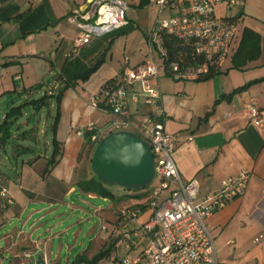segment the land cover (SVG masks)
Listing matches in <instances>:
<instances>
[{
  "label": "crops",
  "instance_id": "obj_1",
  "mask_svg": "<svg viewBox=\"0 0 264 264\" xmlns=\"http://www.w3.org/2000/svg\"><path fill=\"white\" fill-rule=\"evenodd\" d=\"M89 1L0 0V110L6 107L2 121L10 104L38 99L46 94V83L56 84L46 106L38 111L26 106L20 116L33 114L35 120L36 113L48 108L51 122L49 131H44L43 143L32 135L34 128L29 129L27 136L11 130L10 139L5 143L0 141V150L9 155L10 149L13 156L9 173L0 170L4 176L2 184L13 196L11 205L0 208V264H7L9 259L13 260L12 264H27L28 259L35 261L40 252L46 254L50 264L71 263L67 255L74 246L64 243L61 237L67 228L53 230L61 226L56 222L60 218L58 209L67 197L77 192L83 194L75 182L84 169L78 156L85 142L86 125L93 123L106 135L115 118L92 108L90 98L105 82L121 74L125 57L129 66H134L148 56L146 37L156 9L148 3L139 6L141 0H124L128 5L125 26L75 48L77 28L68 21V16L75 9H86ZM216 11L236 22L238 30L232 52L219 72L207 80L177 81L160 67L152 85L161 94L166 130L179 136L173 159L182 181L196 178L199 194L205 195L242 169L250 172L243 195L205 219L217 260L222 264H264V0H245L244 6L236 9L219 4ZM244 29L259 35L261 50L257 59L239 70L232 68V59ZM100 60L98 68L86 80L76 78ZM248 83L251 84L230 99L223 98ZM63 87L57 110L54 95ZM250 102L263 117L259 126L254 125L247 113L246 104ZM27 108H30L28 113ZM156 109H147L140 100L137 104L130 103L129 117L138 121L146 110ZM56 114L54 136L59 155L56 164L44 174L53 152L52 125ZM189 136L192 140H188ZM12 140L16 142L13 144ZM30 140L36 148L24 143ZM124 196L111 200L104 217L99 216V211L106 208L94 209L100 222L112 228L118 209L124 204L142 207L141 198L123 200ZM68 208L75 211L78 207L69 203ZM51 222L55 224L52 226ZM107 234L104 239L95 237L91 241L94 249L99 241L100 248L103 247L109 240ZM258 237L260 240L255 242ZM92 244L76 256L87 258L86 252ZM64 250L66 258L61 256Z\"/></svg>",
  "mask_w": 264,
  "mask_h": 264
},
{
  "label": "built area",
  "instance_id": "obj_2",
  "mask_svg": "<svg viewBox=\"0 0 264 264\" xmlns=\"http://www.w3.org/2000/svg\"><path fill=\"white\" fill-rule=\"evenodd\" d=\"M219 4L236 9L243 7L245 0H149L148 6L156 9V18L146 37L147 58L129 66L125 57L121 74L105 82L90 98L92 108L115 117L107 133L134 131L150 145L155 159L152 184L138 191L128 190L129 195L144 194L146 201L141 203H146L145 207L124 204L118 209L112 228L104 221L100 223V231L109 232L113 238L114 249L95 264H222L217 260L205 219L243 195L250 172L242 169L205 195L199 194L196 178L182 181L173 159L179 136L166 130L161 94L152 85L160 67L174 80L186 81L202 80L211 68L223 66L232 52L238 30L236 22L217 13ZM127 9L124 0H90L86 9L73 10L68 21L77 28L75 48L125 26ZM164 34L178 38L201 62L184 64L172 56L162 41ZM44 87L47 95H53L56 84L48 82ZM140 100L147 109H157L146 110L138 121H133L129 117V105ZM246 109L254 125L259 126L263 117L257 106L250 102ZM85 132L95 144L104 136L93 123L86 125ZM3 178L0 172L1 209L13 203V196L2 184ZM147 206L152 211L149 219L137 224L139 214ZM259 240L260 237L255 238V242ZM44 259L45 264H50L45 253Z\"/></svg>",
  "mask_w": 264,
  "mask_h": 264
},
{
  "label": "trees",
  "instance_id": "obj_3",
  "mask_svg": "<svg viewBox=\"0 0 264 264\" xmlns=\"http://www.w3.org/2000/svg\"><path fill=\"white\" fill-rule=\"evenodd\" d=\"M148 0H141L139 6L143 7L147 5ZM162 41L166 48L168 49V52L172 56H176L182 63L194 65L198 62H201V59L197 57L194 53H192L186 46L181 45V42L178 38L166 35L164 34L162 36ZM260 37L257 33L253 32L250 29H244L242 33V37L239 43V46L233 56L232 59V68L243 70L246 68L247 64L255 60L259 57L260 54ZM101 60L97 63H95L92 67H90L84 74L77 76L76 78H80L82 80H86L100 65ZM219 69L211 68L209 73L202 79L207 80L210 79L214 74L218 73ZM261 81V80H259ZM258 82V81H255ZM251 83H248L242 87H239L238 89H235L233 92H231L228 95H225L223 98L230 99V97L246 88ZM63 88H60L56 95H54L56 99L57 104V110L59 106L60 99L63 94ZM53 95H43L42 97L38 99H32L29 101H25L19 105H11L3 119V121L0 123V141L5 143L7 140L11 137V126L13 122L18 119L23 114V108L26 106H31L35 110H40L42 107L46 106L48 104V101L50 98H52ZM57 124V114L55 118V122L52 125V144H53V152L51 156L48 159L47 166L44 170V174L48 173L50 168L54 166L57 162L58 155H59V144L58 141L55 139V129ZM30 132L24 131V133ZM95 143L91 141L90 134L88 132L85 133V142L83 145V148L81 149L78 161L79 163L84 164V169L82 170V173L77 176V180L75 182L76 187L83 193V194H93L95 196L101 197V198H107L110 200H115V196L110 191L109 187L110 185H106L102 182H100L97 177L91 172L90 169V161H91V154L93 151ZM85 161L88 162V166L85 165ZM128 198H136V199H144L146 198L144 194H133V195H125L122 197L123 200H126ZM121 200V199H120ZM142 205L141 208L145 207L144 203H139ZM114 249V242L113 240H108L107 243L103 245V247L92 257L91 260H88L86 257L82 255H78L75 257V259L70 264H80L82 262H85L87 264H93L99 261L101 258L109 255L112 250Z\"/></svg>",
  "mask_w": 264,
  "mask_h": 264
},
{
  "label": "rangeland",
  "instance_id": "obj_4",
  "mask_svg": "<svg viewBox=\"0 0 264 264\" xmlns=\"http://www.w3.org/2000/svg\"><path fill=\"white\" fill-rule=\"evenodd\" d=\"M156 18V14L153 17V22L155 21ZM38 96H36L37 98ZM9 103V102H8ZM8 103L6 105H8ZM6 110L5 108H2L0 110V123L2 122V118H3V111ZM30 111V108L26 109V112L28 113ZM48 113H50V111L48 110L47 107L43 108L40 112L36 113V119L34 120L32 118L33 114H29L28 116H24V117H19L14 125L12 126V132H14L15 134H18L19 136H23L22 133L25 130H29L30 128H34V133H32V135L34 134V137H36L40 142L43 143L44 141V131H49L50 128V122H51V117L48 116ZM27 121L28 125L22 124V122ZM29 133H25V135L27 136ZM16 142V140H12V143L14 144ZM25 144H29L32 145L34 148H36V145L34 144V142L32 140L30 141H24ZM7 153H9V155H6V153L2 152L0 150V170L5 172V173H9V169L10 167H12V163L10 160L13 161V156L11 155V150H7ZM8 156L10 159H8ZM85 165L88 166V162L85 161ZM110 191L113 193V195L117 196V198L119 196H123V195H128V190L123 189L122 187L119 186H108ZM120 189V190H119ZM119 191L121 192L119 194ZM143 202L146 201V198L142 199ZM64 204H61L59 206V221L56 222H60L61 226L58 227V225L53 228L54 232L59 231V230H63L65 228L67 233L64 232L61 237H62V241H64V243H68L70 245L74 246V249L70 251L69 255H67V253H65L66 251H61V256H65L66 255L70 257V260L72 262V260L74 259V257L79 254V253H84V250H86L90 244H92L91 241H93V239L95 237H99L100 239H104L105 237L108 236L106 231H100L99 226H100V217L99 216H106V212L108 210V206L110 205L111 200L107 199V200H103L101 197L96 196L95 198H89L87 197V195L85 194H80L77 192V194H74L73 196H69L65 199ZM69 203H74L78 208L77 210H72L69 207ZM106 208V210H100L99 212L101 213V215H96L94 213V209L95 208ZM151 209L147 206L146 209H144V211L142 213L139 214L138 217V221L137 224H143L145 223L150 215H151ZM105 213V214H104ZM55 224V222H51V225L53 226ZM59 237V236H57ZM110 241L113 240V238L109 237L108 238ZM100 242V241H99ZM98 242V244L96 245V248L94 249V245L92 244V248H90V250L88 252H86V255L88 256L87 259L91 260L92 257L101 249L100 248V243ZM56 243H58V240L56 241ZM107 243V242H106ZM56 250V249H55ZM56 252V251H55ZM90 254V255H89ZM53 255L51 256L52 259ZM64 262V259H63ZM80 264H87L85 262H82ZM95 264V263H93Z\"/></svg>",
  "mask_w": 264,
  "mask_h": 264
},
{
  "label": "water",
  "instance_id": "obj_5",
  "mask_svg": "<svg viewBox=\"0 0 264 264\" xmlns=\"http://www.w3.org/2000/svg\"><path fill=\"white\" fill-rule=\"evenodd\" d=\"M90 169L106 185L138 191L152 184L155 159L143 138L134 131L123 129L107 133L94 145ZM12 263L11 259L7 261V264ZM27 264H45L44 252L38 253L35 261L28 259Z\"/></svg>",
  "mask_w": 264,
  "mask_h": 264
}]
</instances>
